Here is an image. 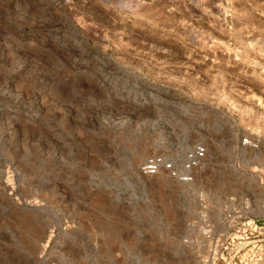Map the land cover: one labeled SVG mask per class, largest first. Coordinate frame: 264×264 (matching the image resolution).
<instances>
[{
  "label": "rangeland",
  "instance_id": "obj_1",
  "mask_svg": "<svg viewBox=\"0 0 264 264\" xmlns=\"http://www.w3.org/2000/svg\"><path fill=\"white\" fill-rule=\"evenodd\" d=\"M0 264H264V0H0Z\"/></svg>",
  "mask_w": 264,
  "mask_h": 264
},
{
  "label": "built area",
  "instance_id": "obj_2",
  "mask_svg": "<svg viewBox=\"0 0 264 264\" xmlns=\"http://www.w3.org/2000/svg\"><path fill=\"white\" fill-rule=\"evenodd\" d=\"M205 154H206L205 149H203V148L197 149L195 156H194L195 161L201 160L205 156ZM191 166H192V164L187 165L186 170L191 169L192 168ZM175 170L176 169H175L174 164L167 165L165 168L161 169L159 167V164H156L154 162H149L148 164H146V166L143 169L145 174H147L150 177L151 176H157L161 171L168 173L172 177H174V176L176 177L177 173H175L176 172ZM189 180L190 179L188 177H181V181L184 183L189 182Z\"/></svg>",
  "mask_w": 264,
  "mask_h": 264
},
{
  "label": "bare ground",
  "instance_id": "obj_3",
  "mask_svg": "<svg viewBox=\"0 0 264 264\" xmlns=\"http://www.w3.org/2000/svg\"><path fill=\"white\" fill-rule=\"evenodd\" d=\"M187 137H188V136H185V138H186V139L184 140L185 142L187 141V139H189V138H187ZM161 145H164V144L162 143ZM183 145H184V143H183ZM164 146L166 147V145H164ZM186 149H187V148H186L185 146H182V145H181V146L178 147V148H174V151H175V152H170V153L168 152V154L171 155L172 157H175V160L178 162V160H179L180 158H179V155H178L179 152H177V150H179V151H186ZM207 150H208V149H207ZM167 151H168V150H167ZM183 153H184V152H183ZM207 153H208V151H207ZM180 157H181V160H182V157H183V156L180 155ZM176 158H177L178 160H177ZM181 160H180V161H181ZM203 160H204V159H203ZM176 161H175V162H176ZM206 161H207V160H206ZM208 161H209V160H208ZM177 162H176V163H177ZM199 162H200V161H199ZM199 162H198V163H199ZM206 163H207V162H206ZM200 164H201V163H200ZM204 165H205V164H204ZM201 166H203V165H201ZM209 166H210V165H209ZM209 166H208V167H209ZM206 167H207V166H206ZM202 168H203V167H202ZM196 169H198V168H196ZM199 169L202 170L201 168H199ZM199 169H198V170H199ZM166 174H167V175H166ZM166 174H165V172H162V171H161V172L159 173V176H158V175L155 176V177H154V176H151V178H147V179H148V181H150V183L153 184V185L155 184V185H159L160 187H161V186H164V187H165V186L168 185V183H170V180H171V179L168 180V178H169L168 176H170V175H168V173H166ZM183 183H184V182H183ZM179 184H180V183H179ZM185 185H186V183H185L184 185H179V186L177 185V188H178L179 190L183 191V190H184L183 188L185 187ZM186 186H187V185H186ZM188 187H189V186H188ZM182 194H183V192H182ZM215 194H216V193H215ZM186 197H187V196H186ZM186 197H185V198H186ZM214 197H215V195H214Z\"/></svg>",
  "mask_w": 264,
  "mask_h": 264
}]
</instances>
